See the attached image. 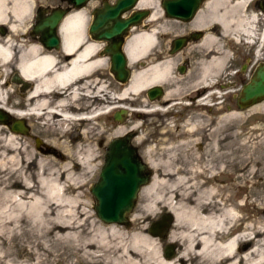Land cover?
<instances>
[{
    "label": "bare ground",
    "instance_id": "1",
    "mask_svg": "<svg viewBox=\"0 0 264 264\" xmlns=\"http://www.w3.org/2000/svg\"><path fill=\"white\" fill-rule=\"evenodd\" d=\"M256 1L202 0L193 16H207L209 26H217L223 34L222 37L226 35L231 40L238 39L242 42L241 45L256 41L250 48L259 50L260 41L264 37V8H257ZM144 3L145 0H140V4ZM82 28L83 17H68L65 20L62 27L65 49L77 44L82 37L80 34ZM151 37V33L136 31L126 40L124 50L130 63L142 56L145 45L149 42L151 45ZM205 37L207 41L216 38H212V33ZM93 45L87 44L73 60L57 67L49 55L35 56L20 62L18 70L21 76L25 79L32 77L33 82L31 90L23 100L25 103L23 111L16 109L15 101L6 107L3 95L9 81L6 79L0 81V108L16 118L25 116L33 118L34 124L45 127L50 137L48 141H41L43 149L38 144L35 145V149H31L27 138L23 136L31 139L34 138L32 134L12 131L7 124L0 123V240H3L8 232L18 234L21 225L25 224L33 234L38 233L40 236L53 234L56 239L62 241L74 242L80 235L85 234L86 238L81 245L79 244L81 241L78 243L76 249L81 256L89 257L100 264H264L262 223L257 219L249 221L248 218L244 219L237 215L243 205L220 193L221 188L216 189L213 186L204 188L199 196L201 200L194 199L193 202H188L190 205H182L181 199L174 203L173 191H176L175 186L183 178L167 176L172 169L167 166L163 173L166 176H152L150 183L142 189V194L149 199L145 200L140 212H131L129 221L134 224L125 233L120 227L123 224L105 223L108 224L106 227L98 228L86 223L89 215L81 209L82 207L80 208L83 202L80 198L97 159L93 141L102 134L98 123H95L97 116L107 114L111 109L118 107V104L129 101V94H136L144 86L154 85L159 81L153 84L156 76L153 67L144 71L136 69L132 71L125 84H118L117 93L110 96L105 81L93 79V76L86 81L80 80L87 71L101 64V58L90 62L82 60L87 54H92ZM9 60L8 48L0 46V75L4 74ZM166 72H163L164 75ZM164 75H161L162 79ZM10 97L13 98L11 93ZM111 104L117 106L111 107ZM121 108L126 109L123 106ZM241 114L229 110L222 114L219 120L231 118L238 121L237 118L242 116ZM35 139L40 143L39 139ZM231 153L233 154V151ZM230 161L229 171L230 175H233L237 163L232 159ZM215 168L214 165H209L208 169H211L212 173ZM220 172H223L221 167L218 174ZM156 186H165L168 189L162 192V189L159 191ZM198 191L199 189L197 194ZM161 208L167 209L164 213L172 215L170 216L172 223L170 224V220L165 228V232L167 229L169 231L166 236L167 242L172 243L175 248L174 253L172 251L173 255L169 257H165L159 250L161 246L159 237L162 235L149 232V227L155 220L147 225ZM245 245H248V248H244Z\"/></svg>",
    "mask_w": 264,
    "mask_h": 264
},
{
    "label": "flooded vegetation",
    "instance_id": "2",
    "mask_svg": "<svg viewBox=\"0 0 264 264\" xmlns=\"http://www.w3.org/2000/svg\"><path fill=\"white\" fill-rule=\"evenodd\" d=\"M120 1L0 0V46L7 47L9 50L10 60L6 63V67L10 70L7 77L15 87L12 97L22 101V104L15 101L16 109L23 111L25 108L23 100L31 90L33 82L32 77L25 79L21 76L18 65L35 56L49 55L57 67V65H65L73 60L84 46L92 43L94 52L92 50V54L90 52V55L87 54L88 57L86 55L82 60L90 62L101 58V64L87 71L80 80L86 81L91 78L90 76H93V79L96 80L119 84L120 82L116 80L112 69L113 59L106 52L110 44L112 47V43L97 38L98 35L105 33L113 22L108 21L106 25L103 24L101 28L96 29H90V26L94 16H119L120 20L138 16L134 23L122 31L120 39H116L114 42H120V50L124 55L125 67L128 71L127 79L122 84L128 81L133 70L144 71L152 67L156 71L153 84L159 80L158 83L144 86L134 94L140 100L139 128L138 131L128 128L123 132L132 133L128 143L134 148L139 160L147 165L149 169L147 171L151 178L152 167L154 168L152 163H156L158 158L161 160L163 155L170 154L171 151L177 155L179 153L177 148L179 149V146H183L189 139L192 141L190 152L194 154L196 150V154L201 156L199 159L204 158L202 155L203 146L210 140L208 131L212 123H215L230 107L227 105L228 100H230L231 106L238 108L236 98L240 89L249 80L257 66L264 63V50L249 48V50L243 51L236 48L226 41V36L222 37L223 34L217 26H209L207 16H190L188 19L168 16L163 5L165 0H145L144 4H140V0H127L121 5ZM258 1L260 5L257 6L262 8L264 0L256 2ZM68 17H83V28L80 31L82 35L81 40L79 39L80 42L78 40L79 43L65 49L62 27ZM202 23L203 25H201ZM135 30L151 33L152 39L151 45L149 42L148 47L145 45L143 54L142 52L139 54V56L141 54L144 56L130 63L124 47L126 40L136 32ZM208 33H212V38H216L207 41L205 36ZM163 72L169 73L164 75ZM161 75H164V79ZM51 97L53 98L54 94ZM105 105L103 104V106ZM253 105L256 107L254 112L258 115L255 120L254 137L261 138L264 143V99L251 106ZM143 109L145 110L143 111ZM112 110L108 111L111 113V119L115 111ZM108 113H102V115L107 116ZM11 116L13 119L22 120L26 128L25 134H31L33 118ZM202 119H206L204 133L207 136L201 134L197 136V140H194V137L189 138L192 135L194 123ZM184 131H189V133L186 134ZM137 132L140 140L132 141ZM109 141L103 146V157ZM40 144H42L41 141L38 146ZM258 153L261 155L264 178V149ZM163 160L167 161V159H162V162ZM262 190L264 191V184Z\"/></svg>",
    "mask_w": 264,
    "mask_h": 264
},
{
    "label": "rangeland",
    "instance_id": "3",
    "mask_svg": "<svg viewBox=\"0 0 264 264\" xmlns=\"http://www.w3.org/2000/svg\"><path fill=\"white\" fill-rule=\"evenodd\" d=\"M256 5H260V2L259 1L256 2ZM257 8L259 7L257 6ZM262 8H264V3H263ZM226 38L228 42L230 41L231 45L236 46V48L241 49L243 51L249 50V48L252 45H254V43L256 42V41L254 43L249 42L247 44L245 43V45H241L242 42H240L238 39H237L238 41L237 42L236 40H231L229 36L228 37L226 36ZM261 40L262 41H260L261 45H260L259 50L263 51L264 50V47H263L264 37ZM7 70L8 68L6 67L4 74L0 76V81H5V79L8 80L7 76L9 74V70L8 71ZM105 84L108 86L106 88L110 96L117 93V86H118L117 83L111 84L110 82L106 81ZM14 88L15 87L13 86V84L9 81L8 87L5 88L6 92L3 95L4 103L6 107H9L13 101H16L22 104V101L20 99L17 100L16 98L10 97V93L12 94L14 92L13 91ZM128 98H130L129 101L123 104H118V107H116L117 105L115 104L113 105L111 104V107H116L113 110H119L121 106L126 107V116L124 117V120L122 122L113 121L111 119V113H108L107 116L101 115L97 117L96 122H95L96 124L98 123L97 125L102 130V134L100 135V137L97 136L95 140L93 141L94 148L96 149L97 159L95 161V168L89 176V181L85 184L86 186L83 187V196L80 198V200L83 201L84 203L81 202L80 208L82 207L81 209L83 211H86L87 215H89L86 223H88L89 225L91 224L98 228L99 226L100 228H104L108 224L101 222L95 216L94 211H93L94 201L89 192V188L91 184H93L97 179V172L99 170L98 168L101 166L102 160H103L102 157H103L104 144L110 139L122 134L128 128L131 129L132 131H138L139 109H140L138 105L140 104V100H138L134 94H129ZM227 105L228 106L230 105V107H228L226 112L229 110L237 111L239 113H242L241 114L242 116L237 118L238 121L236 119H231V118H227L224 120H219L218 118L217 119L218 121H216L215 123H212V126L210 130L208 131V134L210 135L211 138L210 140H208L209 142L203 146L204 147L203 149L204 158H202V160L199 159L201 156L199 157L196 154V150H195L194 155L193 153L191 155L190 151L192 147L190 145L192 144V141L189 139L183 146L181 145V147H179V153L176 156L175 154H172L173 153L172 151L170 154L163 155L162 159H167V158L169 159V160L167 159V162H168V163L166 162L167 164L163 160V162L165 163V166H163L164 165L163 162L162 163L160 162L162 161V159L160 160V158H158V161L152 164L153 166H155V169L152 168L153 169L152 176H156V177L166 176L163 173H165L164 169L168 167L172 169L170 171L171 173L169 174L166 173L167 176L172 177L173 175V177L179 176L183 178L181 179V182L179 183L180 185L178 184L179 186L178 185L175 186L174 190L176 191H173V193L174 192L175 193L172 199L174 203H176L179 199H181L180 202L182 205H185V204L190 205L188 202L190 201L193 202L194 199H197V198H199L198 200H201L199 196L201 195V191L204 188L206 189L209 186L216 187V189L221 188L220 191L218 190L220 193L224 194L225 196L227 195L230 196V198H232L233 200L243 205L242 209L237 215L242 216L244 219L248 218L249 221H252L255 219L259 220L262 223L261 227L263 229V226H264L263 224L264 222V212H263L264 211V191L262 190V185L264 184V181H263L264 178H263V173H262L261 155L258 152H261L262 149H264V143H262L261 138L254 137L255 131H256L254 128L256 124L255 120H257L258 118V115L254 112L256 107L253 105V106H249L245 109L240 110L238 108H235L234 106H231L230 100L227 101ZM205 123H206V119H202L200 123L199 121L197 123H194L195 127L193 131L191 132V134L194 136L190 135L189 138L194 137V140H197V136L201 134H204V136H207V134L204 133L206 130L203 127L206 125ZM29 124L31 123L29 122ZM39 125L33 124L32 126L31 134L34 136L33 140L28 138V136H23V138H27V143L31 146L30 147L31 149L36 148L35 147L36 144L34 142L35 138L39 139L40 141H46L47 139L48 140L50 139L49 133L46 132V128L42 127L41 125L39 126ZM119 128L122 131L117 130ZM184 132L186 134L189 133V131H184ZM139 140H140V136H139V133L137 132V135L132 139V141H139ZM39 146L41 147V149H43V144H40ZM234 150H236L235 153H234ZM231 151H233V154L231 153ZM231 159L234 161V163L235 162L237 163L235 166L236 172L235 174L233 173V175L231 174L232 176L230 175V171H229L231 167L228 164L229 162H231L230 161ZM256 164L258 165L257 168H256ZM144 165L147 168L146 170L149 171L147 165L146 164ZM209 165H214L216 167L213 170L214 173L212 172L213 174L210 172L211 169H208ZM195 167L197 170L195 169ZM220 167L221 169L223 168V172H220L221 174L220 173L218 174ZM238 174L241 176H239ZM151 180H152V177L150 178L148 174V181L146 182V184L142 185L140 189L138 190V193H137V196H136L131 212H134V211H135L134 213L140 212L139 210H141L142 205L144 204L145 200L147 201L149 199L148 196H146L145 194H142V189L146 185H148ZM223 185H224V188H223ZM183 186L184 188L186 186V188L185 189L182 188ZM156 189L159 191H161L162 189V192H163L167 190L168 188L165 186H159V187L156 186ZM198 189L199 191L197 194ZM182 191L184 195L182 194ZM166 211L167 209H164V208H161L160 210H158L156 215L150 219L147 225L149 226L150 222L153 220L155 221L158 220L162 214H167V213H164ZM130 214L128 215V221H129ZM170 216L172 217V215ZM171 223H172V220L170 224ZM133 224L134 222H130L128 227L124 225H121V226L118 225V226H120L121 230H124V233H125L126 230L132 228ZM167 231L168 229L166 230L164 235L159 237L161 239V246H159V250H160V253L162 254H163V247L165 245L171 244L173 246L172 243L167 242L166 236L169 232ZM17 233L18 234H12L8 232L7 234H5L4 239L0 240V264H94V263L100 264L98 262H94V260L89 257L81 256L80 253L77 251L76 246H78L79 244L80 245L82 244V241H84V239L86 238L85 234L80 235L81 238L78 237L76 241L74 242L67 241V240L62 241V240L56 239V237L53 234L44 235L45 237L40 236L38 233L33 234L30 230H28V226L25 224L21 225L20 232H17ZM244 248H248V245H245ZM173 250H175L174 246L172 247V251ZM173 253L171 255H173Z\"/></svg>",
    "mask_w": 264,
    "mask_h": 264
},
{
    "label": "water",
    "instance_id": "4",
    "mask_svg": "<svg viewBox=\"0 0 264 264\" xmlns=\"http://www.w3.org/2000/svg\"><path fill=\"white\" fill-rule=\"evenodd\" d=\"M202 0H165L163 5L166 14L171 17L188 19L193 16ZM127 0H121V5ZM138 16L127 19H119V16H94L90 29L101 28L108 21L113 23L108 30L97 36L99 40H105L109 45L106 52L113 59L112 69L116 80L123 83L127 79L128 71L125 67L124 55L120 50V39L122 31L128 25L134 23ZM264 99V63L259 64L249 80L242 85L236 98L237 107L245 109L253 103ZM126 116L125 109L114 111L112 119L122 122ZM0 123H5L12 131L25 133L26 128L22 120L13 119L11 115L0 108ZM132 133H122L109 141L103 162L99 168L96 181L91 184L89 192L93 198V211L95 216L103 223H117L128 225V215L132 211L138 190L148 181L146 166L139 160L134 148L128 143ZM35 144L39 141L35 139ZM171 220L169 214H162L149 227V232L155 235H163L168 222ZM172 245L163 247V255L169 257L172 254Z\"/></svg>",
    "mask_w": 264,
    "mask_h": 264
}]
</instances>
